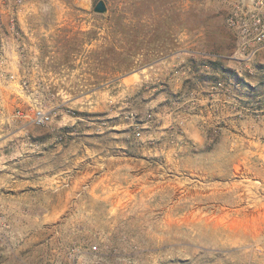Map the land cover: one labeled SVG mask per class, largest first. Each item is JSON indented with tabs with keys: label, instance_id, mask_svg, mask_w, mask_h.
I'll return each instance as SVG.
<instances>
[{
	"label": "rangeland",
	"instance_id": "374dc122",
	"mask_svg": "<svg viewBox=\"0 0 264 264\" xmlns=\"http://www.w3.org/2000/svg\"><path fill=\"white\" fill-rule=\"evenodd\" d=\"M99 1L0 0V264H264L253 0Z\"/></svg>",
	"mask_w": 264,
	"mask_h": 264
},
{
	"label": "built area",
	"instance_id": "2783aa9c",
	"mask_svg": "<svg viewBox=\"0 0 264 264\" xmlns=\"http://www.w3.org/2000/svg\"><path fill=\"white\" fill-rule=\"evenodd\" d=\"M230 25L236 30L240 49L249 50L253 54L264 47V0H253L247 12L237 13L231 17ZM21 118H30L36 125L47 124L53 113L37 109L33 115L17 112Z\"/></svg>",
	"mask_w": 264,
	"mask_h": 264
},
{
	"label": "water",
	"instance_id": "95a60500",
	"mask_svg": "<svg viewBox=\"0 0 264 264\" xmlns=\"http://www.w3.org/2000/svg\"><path fill=\"white\" fill-rule=\"evenodd\" d=\"M107 10V5L104 0H100L96 6H95V11L103 13Z\"/></svg>",
	"mask_w": 264,
	"mask_h": 264
},
{
	"label": "crops",
	"instance_id": "0c3cea01",
	"mask_svg": "<svg viewBox=\"0 0 264 264\" xmlns=\"http://www.w3.org/2000/svg\"><path fill=\"white\" fill-rule=\"evenodd\" d=\"M152 103H154V102H150V103H148V105H153ZM24 119H26V118H24ZM27 120H28V119H27ZM30 121H31V120H30ZM5 140H6V139H4V141H5ZM197 141H200V142H201V141H202V137H201V138L199 137ZM122 156H123V155H122ZM122 156H121V157H122ZM247 185L249 186V184H247ZM212 193H213V192H209V193H207L206 195H208V196L210 197V196L212 195ZM178 197H180V195H178Z\"/></svg>",
	"mask_w": 264,
	"mask_h": 264
}]
</instances>
